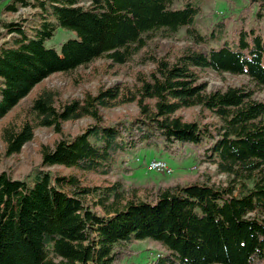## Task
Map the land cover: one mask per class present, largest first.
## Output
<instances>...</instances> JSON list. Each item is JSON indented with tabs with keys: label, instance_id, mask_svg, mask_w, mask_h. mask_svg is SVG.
<instances>
[{
	"label": "trees",
	"instance_id": "16d2710c",
	"mask_svg": "<svg viewBox=\"0 0 264 264\" xmlns=\"http://www.w3.org/2000/svg\"><path fill=\"white\" fill-rule=\"evenodd\" d=\"M200 1L0 0V12L32 8L30 17H0L9 34L0 42L1 152L17 153L35 128L52 134L34 140L39 162L24 177L0 171V264H128V243L143 238L166 251L141 264H264V99L240 85L208 91L200 79L209 68L245 74L264 89V0H247L263 25H247L244 11L231 29L225 18L196 23ZM180 26L194 42L219 44L149 53L130 83H99L68 98L43 80L100 56L103 66L122 63L149 33ZM58 30L73 35L59 39L58 48L45 44ZM82 76L77 71L71 79ZM125 103L134 111L105 115ZM192 106L211 117L186 119L179 110ZM80 117L89 121L65 136L64 121ZM147 145L212 161L227 181L214 184L197 171L168 183L102 177L117 154ZM55 164L78 174L53 173L47 167ZM86 172L97 177L86 180Z\"/></svg>",
	"mask_w": 264,
	"mask_h": 264
},
{
	"label": "rangeland",
	"instance_id": "374dc122",
	"mask_svg": "<svg viewBox=\"0 0 264 264\" xmlns=\"http://www.w3.org/2000/svg\"><path fill=\"white\" fill-rule=\"evenodd\" d=\"M177 1L174 5H177ZM251 10L244 9L245 5ZM254 4H250L247 0H201L199 3V9L194 16L196 23L205 27L207 24L215 21L219 18H225L227 20V29L235 27L239 23L240 13L246 11V23L247 25H263V21H256L253 18L252 10ZM32 8L29 6L18 5L17 9L12 13L0 12V17L5 19H16L18 17L28 16ZM0 42L2 39L8 37L6 30L0 26ZM71 30H58L45 44L54 45L59 47V39H65L68 36H72ZM230 33L227 34V37ZM213 44H219V41L209 40L208 42H194L189 39L185 26H180L176 31L164 35L163 30H156L146 38V42L141 46L132 56L122 62L115 63L110 66H103L105 57H96L84 65H79L70 72L61 73L55 72L44 77L45 84L60 89L62 98H68L71 96L80 95L82 88H88L92 91L95 86L102 83L103 86H109L115 82H128L132 80L131 71L137 67H144L149 62L146 59L149 53L156 55H168L175 51H180L186 47L192 50H206L207 46ZM77 71L82 73V78L78 81H73L71 76ZM201 80L206 82V90L223 89L227 85H240L244 88L252 89V97L256 99H264V89L253 83L245 74H231L229 72H216L209 68L201 69ZM22 103H28V96H24L20 99ZM135 107L132 103H125L115 105L107 109L104 113L109 115L111 112L116 111H134ZM183 117L186 119H193L201 117L202 120H206L211 116L202 117L198 111L197 106L186 107L179 110ZM89 119L87 117H80L73 121H64L63 134L72 135L81 130ZM51 129L48 127H38L33 131V138L26 141L17 153L4 155L2 145L0 143V171H5L8 175L14 178H21L30 171V169L39 162V156L34 151L35 139L45 142L50 137ZM188 155L186 157L177 158L176 156L168 154L166 151L153 145L137 146L129 149L124 154H117L113 161V169L108 174H103L102 177L110 180L119 179L123 183L137 184L140 182H147L149 180H157L161 183H168L174 176L181 175L187 172L197 171L200 178L207 180L214 184H224L227 181V175L224 172L218 171L216 165L212 161L195 162ZM151 158H158L164 160L168 165L172 167V172L163 173L155 170H148L145 167L147 160ZM196 163L199 167L195 169H189L188 167ZM127 167L128 169H124ZM53 173H73L78 174L75 167H64L60 165H51L47 167ZM86 180H91L97 176L93 172H86L84 174ZM133 249V253L125 259V263L141 264L147 259L154 257L156 253L166 251V248L157 240L151 238L134 239L128 243Z\"/></svg>",
	"mask_w": 264,
	"mask_h": 264
},
{
	"label": "built area",
	"instance_id": "2783aa9c",
	"mask_svg": "<svg viewBox=\"0 0 264 264\" xmlns=\"http://www.w3.org/2000/svg\"><path fill=\"white\" fill-rule=\"evenodd\" d=\"M200 165V164H199ZM199 165L192 164L188 168L195 169ZM145 167L148 170H155L157 172L170 173L172 172V167L168 165L164 160L158 158H151L145 163Z\"/></svg>",
	"mask_w": 264,
	"mask_h": 264
}]
</instances>
